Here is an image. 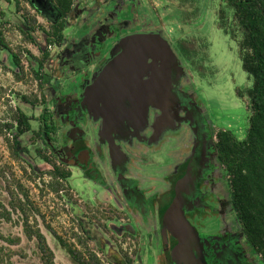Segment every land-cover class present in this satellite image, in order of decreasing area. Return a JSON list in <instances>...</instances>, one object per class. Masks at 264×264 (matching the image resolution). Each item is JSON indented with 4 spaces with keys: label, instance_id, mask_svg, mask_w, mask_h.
<instances>
[{
    "label": "rangeland",
    "instance_id": "1",
    "mask_svg": "<svg viewBox=\"0 0 264 264\" xmlns=\"http://www.w3.org/2000/svg\"><path fill=\"white\" fill-rule=\"evenodd\" d=\"M84 1L75 0L74 4ZM104 1L108 0L101 1L103 7ZM134 1L135 4L126 0L127 4L122 5L121 0H109L110 4L105 7L106 13L99 12V19L97 17L94 23L88 21V25L64 29L63 37H68L71 48L78 52L79 57L72 64L61 65L59 68L58 51L62 42L59 45H48L42 32V29H50V22L28 2H21L20 9L16 10L14 3L0 0V28L4 43L8 46V50L0 46V127L6 123L15 125L12 120L17 111L23 112L31 119V130L20 136L21 144L27 147L29 152L23 154L19 161L11 158L6 141V138L11 140L14 126L12 131L2 130L0 133V203L7 206L9 201L7 182L11 183L13 179L24 187L33 206L39 210L40 214H35V218L54 253L55 264L75 263L47 229V225L77 249L84 253L90 251L96 254L102 264L124 263L126 256L136 264L137 251L135 241H130L124 236L117 237L111 230L104 228L108 220H114L105 214L107 197L95 199L93 210L92 201L98 194L106 192L74 168L71 161L70 166H65L72 175L59 194L50 192L45 186L49 178L46 174L42 176L41 172L49 170L50 166L39 158L36 150L50 147L49 141L45 147L37 131L40 125L39 116L44 108L53 110V97L57 94L56 100L60 102L55 106L56 112L62 116L61 123L64 126L67 124V118L74 114V104L78 103H73V98L82 97L81 105L76 110L78 118L69 125H76L74 130L89 129V120L94 126L99 125L101 131L97 141H100L103 147L110 140L111 145L135 144L138 137L131 135V129L146 130V119L154 114L160 113L155 122L156 133L152 137L155 139L152 141L154 143L160 138L164 125H169L173 131H179V125L175 128L174 122L186 121L187 125L180 130L182 134L176 136L179 150L175 152V157L182 155L183 161L175 169V194L177 193L181 200H184L182 198L186 195L188 199L192 197L190 199L196 200L202 197V193L203 197L208 198L210 192L219 190L221 194L218 192V198L222 195L220 200L223 203L221 202L218 212L239 229L232 210L228 183L217 162H214V147L210 143L211 133L206 121L214 126L213 134L224 129L232 131L239 138L245 137L250 115L249 100L247 96L240 97L237 89L249 87L251 81L243 71L239 58L240 35L238 34L237 39H230L218 27L217 11L224 7L223 0H140L141 3ZM126 2L122 0V3ZM140 5L145 9V16L159 26L160 39L164 38L166 44L162 41L154 42L146 36L145 31L138 29L143 25V11H137ZM228 12L231 14L230 10ZM22 15L36 20V25L39 26L33 32L36 43L25 40L21 31L24 30ZM71 22L72 19H68V24ZM77 41L82 42L85 47H77ZM181 41L198 55L206 56L202 75L191 70L190 64L183 59L182 64H179L181 58L179 59L178 45ZM42 50H47L49 56L44 64V77L40 87L39 81L30 70L31 65L36 68V62L30 58V54L41 58ZM11 53L18 56L22 70L12 64ZM90 55L91 63L88 64L86 60ZM149 70L151 74L148 75ZM172 72L176 73L177 77L173 74L174 87L170 86V89L169 77ZM145 75L150 78L143 82L141 78ZM17 77L20 80H17ZM56 82L59 86L54 94ZM186 86L188 90L184 89ZM170 90L175 92L173 96ZM21 96L36 99V103H25ZM63 96L65 100L61 99ZM184 97L190 99V104ZM59 104H62V108H58ZM183 108L188 111L186 120L178 118V113ZM61 109L66 113V118L59 113L62 112ZM54 135L55 144L59 146L58 155L68 158L71 151L67 144L68 138L65 137L68 134L62 130L61 134L56 132ZM129 135L133 137L129 138ZM142 138L147 142L146 134H143ZM43 152L49 156L48 151ZM159 159L156 158V161ZM57 163L62 164L58 160ZM29 164L34 166L37 175L31 172ZM118 171L124 174L122 169ZM217 174H220L219 186L215 181ZM207 189L209 193H205L204 190ZM199 202L202 203V200ZM175 204H178V200ZM18 217L16 213L12 214L11 222L0 220V235L20 241L18 244H10L0 238V246L10 254L3 264H43L36 241L27 239ZM170 232L173 236L179 234L174 230ZM188 236L192 241L191 235ZM77 237L84 242L87 237V243L79 244ZM208 241L201 239L207 249ZM201 242L199 240V246ZM245 244L239 230V236L236 235L229 244L222 245L224 249L219 262L245 264L247 258L243 248L248 247ZM147 246V243L141 245L146 252ZM231 248L235 249L234 252Z\"/></svg>",
    "mask_w": 264,
    "mask_h": 264
},
{
    "label": "flooded vegetation",
    "instance_id": "2",
    "mask_svg": "<svg viewBox=\"0 0 264 264\" xmlns=\"http://www.w3.org/2000/svg\"><path fill=\"white\" fill-rule=\"evenodd\" d=\"M101 1L102 0H85L84 3L74 4L73 10L66 20L65 29L69 27L75 29L78 26L87 24L88 21L94 23L97 17V19H99L98 13H106L105 7L107 4H110L109 0L108 2L104 1L105 5L103 7ZM130 1H133L135 4L134 0H127L129 3ZM138 1L141 3L140 0ZM123 2H126V0H123ZM127 2L122 3L121 0L122 5H126ZM35 3L39 6L40 13L45 15V19H47L50 24H53L56 14L54 12L52 15L53 8L49 0H39V2L35 0ZM100 8L102 9L100 10ZM137 11H143V25L138 27V29H141L142 32L145 31V33H147L146 36L150 37V39L152 38L154 42L162 41L163 44H166L164 38L160 39L159 33H161V29L157 23L145 16L146 13L143 5H140ZM68 19H72V22L69 24ZM76 21L78 23H76ZM70 43L68 37H64L62 40V45L59 47L58 51L59 68L61 65L68 66V63L72 64L74 60L79 57L78 52L73 51ZM76 43L77 47L78 45L85 47L80 41ZM91 57L92 55L86 60L88 64L91 63H89ZM180 58L181 56H179V59ZM179 64H182V58ZM149 74H151L150 70L148 71V75ZM173 74H175V78L177 77L176 73H170L169 87H174V83H172L175 81L173 80ZM60 75L61 77L63 76L61 73ZM148 75L142 76L141 80L143 82L149 80L150 77ZM56 84L57 85L54 87V94L57 93L56 88L59 86L58 82H56ZM187 87L188 86L184 89L188 90ZM170 92L171 96L175 93L171 90ZM57 97L58 94L56 97H53V110H48L52 115L53 121H55V125H58L56 132L61 134V131L64 130L65 133L68 134V136L65 137L68 138L67 144L71 151L68 158L63 155H58L59 146L55 144V141L54 143L49 142V149L55 151L60 163L70 166L69 161H71L74 168L79 170L85 177L92 179L94 184H97L103 189V192H106L105 194H98V196H95L94 201H92V210L95 199L103 198L102 196L107 197L105 203L106 207H104L106 211L105 214L110 216L111 219L114 218V220H108L104 228L111 230L117 237L121 238L124 236L127 237L128 240L137 243V251L135 254L136 264H223V261L219 262L222 249H224L222 245L229 244L236 235L239 236L240 228L237 230L235 225L233 226L230 224L231 222L222 217V214H220L221 212H218L223 203L222 200H220L222 195L218 198L221 192L215 189L210 192L211 195L208 198L203 197L204 193H202V197L196 200L190 199L192 197L188 199V195L182 198L184 200H181L177 193L175 194L173 188V182L176 178V166L183 161L182 155H179L178 158L175 157V152L179 150L176 136L182 134L180 130L187 125L186 121L180 123L174 122L173 125L175 128L179 125V131H173L169 125L162 124L164 127L162 126L163 128H161L162 132L160 138L154 143L152 141L155 139L152 137L156 133L155 122L159 118L160 113L154 114V116L151 115V118L146 117L145 127H148L146 130L131 129V135L135 134L138 137V139L135 140V144H132L135 146L111 145L110 142L112 141L110 140L107 145L103 147L99 143L100 141H97L98 133L101 131L99 125L94 126L93 123H90L91 120L87 123L89 129L83 128L80 130L78 128L74 130V128H77L76 125H69L78 118L76 110L77 107L81 105L82 97L73 98V103L75 101H78V103L74 104V114L67 118L66 126L61 123L62 116H59L56 112L57 108L55 106L59 101L56 100ZM61 99L65 100V96ZM66 99H69V101L72 100V98ZM184 100H186L187 103L190 101V99L185 97ZM73 103L71 105H73ZM60 107L62 108V104H59L58 108ZM61 110L62 112H58L66 118V113L63 109ZM81 113L82 110L80 111V114ZM187 113V109L183 108L180 110V113H178V118H185L186 120ZM206 122L207 128L211 133L210 143L214 147V142L216 140L215 136L218 130L213 134L214 126L208 121ZM89 123L93 127L90 126ZM143 134H146L147 142L142 138ZM131 135H129V138L133 137ZM143 145L146 147L144 148ZM129 149L133 151L130 152L128 151ZM156 158L160 159L156 161ZM213 158L223 174L220 164L216 159L215 150ZM122 163H124V165H122ZM118 169H122L124 174H120ZM219 178L220 174H217L215 181L218 186L220 184V182H218ZM204 191L205 193L207 191L209 193L208 189ZM214 193H216L217 196H215ZM176 200H178V204L184 213L186 223H188L187 225L189 227L186 230L190 231L189 234L192 237L189 247L190 252L186 253L187 258L185 260H180L177 254L175 256L174 250L179 239L171 234L167 224L163 221L164 214L170 206H176ZM201 200L202 203L199 202ZM195 233L198 236L196 237L198 238V243L195 241ZM201 239L209 240L208 249L203 246ZM199 240L202 247L199 246ZM144 243L148 245L147 252L141 247ZM246 246H248V244ZM243 249L247 258L245 264H259L249 246ZM231 250L234 252L235 249L231 248Z\"/></svg>",
    "mask_w": 264,
    "mask_h": 264
},
{
    "label": "trees",
    "instance_id": "3",
    "mask_svg": "<svg viewBox=\"0 0 264 264\" xmlns=\"http://www.w3.org/2000/svg\"><path fill=\"white\" fill-rule=\"evenodd\" d=\"M4 1L14 3L16 10L20 9L21 2H28L33 9L40 13L39 6L33 0ZM49 2L56 18L53 20V24H50V29L48 31L42 29V32L48 45H59L64 38L66 20L73 10L75 0H49ZM223 3L224 7H220L217 11V23L218 27L230 39H237L238 34L240 35L238 40L239 58L242 69L250 79L251 85L237 89V94L240 97L247 96L250 115L244 138L237 137L230 130L220 129L215 136L214 150L228 183L232 210L245 242L253 251L258 262L264 264V0H223ZM228 10L231 11V14ZM42 16L45 17L44 14ZM21 17L24 26V30L21 31L25 40L29 43H36L33 37V32L39 27L36 25V20L25 15ZM183 43L181 41L178 45L181 58L189 63L193 70L202 75L206 56L198 55ZM0 46L8 50V46L3 40L1 28ZM10 55L15 68L22 70L23 67L18 56L15 53ZM48 56L47 50H42L41 58L30 54V58L36 62V68L31 65L30 70L34 78L39 81L40 87L44 77V64ZM17 80L20 78L17 77ZM21 99L25 103H36V99L32 100L26 96H21ZM12 121L15 125L3 124L0 127V133L3 132L2 130L12 131L14 126L15 131L11 132V140L6 138V141L11 158L19 161L23 158V154L29 152L27 147L21 144L20 136L31 130V119L23 112L17 111ZM39 121L37 135L47 147L48 141L54 143V134L58 125H55L48 108H44L43 113L39 116ZM43 150L48 151L49 156ZM36 152L39 158L50 166L49 170L41 172L42 176L46 174L49 178L45 186L50 192L59 194L64 189V184L71 177V171L66 167L67 165L57 163L59 159L55 151L37 149ZM29 168L35 174L34 166L29 164ZM11 181V183L7 182L6 187L9 195L7 206L0 203V220L11 222L12 214L17 213L18 222H21L27 239L36 241L42 263L55 264L54 253L35 218V214H40L39 210L33 206L24 187L13 179ZM47 229L58 240L75 264H102L96 254L90 251L84 253L74 247L73 244L66 242L48 225ZM0 238L10 244L20 242L19 239H9L1 235ZM86 241L87 237L85 242L77 237L79 244H86ZM9 257L10 254L5 251L4 247L0 246V264H3L5 258ZM117 264H133V260L126 256L124 263L118 262Z\"/></svg>",
    "mask_w": 264,
    "mask_h": 264
},
{
    "label": "water",
    "instance_id": "4",
    "mask_svg": "<svg viewBox=\"0 0 264 264\" xmlns=\"http://www.w3.org/2000/svg\"><path fill=\"white\" fill-rule=\"evenodd\" d=\"M35 1V0H33ZM39 2V0H37ZM176 205V204H175ZM163 221L167 224L169 230H174L179 233L175 234V237L179 239L178 244L174 250L175 256L177 254L180 260H185L187 258L186 253L190 252L189 247L191 245V240L189 239L188 223H186V219L182 210L179 208L178 204L176 206L171 205L170 208L166 211L163 217ZM176 233V232H175ZM196 234V233H195ZM197 234L195 236V241L198 243Z\"/></svg>",
    "mask_w": 264,
    "mask_h": 264
},
{
    "label": "crops",
    "instance_id": "5",
    "mask_svg": "<svg viewBox=\"0 0 264 264\" xmlns=\"http://www.w3.org/2000/svg\"><path fill=\"white\" fill-rule=\"evenodd\" d=\"M259 263V262H258Z\"/></svg>",
    "mask_w": 264,
    "mask_h": 264
}]
</instances>
